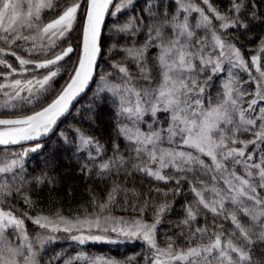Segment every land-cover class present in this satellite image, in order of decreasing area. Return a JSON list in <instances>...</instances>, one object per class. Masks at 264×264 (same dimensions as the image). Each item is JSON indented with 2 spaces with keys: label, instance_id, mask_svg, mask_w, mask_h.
<instances>
[{
  "label": "snow or ice",
  "instance_id": "1",
  "mask_svg": "<svg viewBox=\"0 0 264 264\" xmlns=\"http://www.w3.org/2000/svg\"><path fill=\"white\" fill-rule=\"evenodd\" d=\"M0 264H264V0H0Z\"/></svg>",
  "mask_w": 264,
  "mask_h": 264
},
{
  "label": "trees",
  "instance_id": "2",
  "mask_svg": "<svg viewBox=\"0 0 264 264\" xmlns=\"http://www.w3.org/2000/svg\"><path fill=\"white\" fill-rule=\"evenodd\" d=\"M94 86V85H93ZM71 182V180L69 181ZM85 187V185L83 184H79L77 185L76 187V196L75 198L73 199V202H72V206L74 207L76 204L80 203L82 201V193H83V188ZM66 188H67V184H65V186L63 188H61L59 191L61 193L65 192L66 191ZM86 198V197H85ZM69 205L67 204V197H65V208H67ZM30 224V222H29ZM57 247H60L59 245ZM89 251H96V252H99V253H109L111 255H116V256H119L120 254H123V255H128L132 252H137L140 250V243L137 242L135 244V246H132V245H128V246H115V245H96L94 248L93 247H90L88 249Z\"/></svg>",
  "mask_w": 264,
  "mask_h": 264
}]
</instances>
